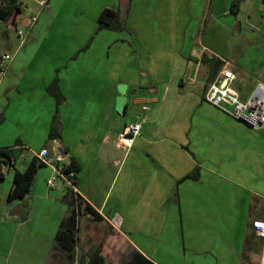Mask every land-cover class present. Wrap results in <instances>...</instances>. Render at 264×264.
Here are the masks:
<instances>
[{
    "label": "crops",
    "instance_id": "obj_1",
    "mask_svg": "<svg viewBox=\"0 0 264 264\" xmlns=\"http://www.w3.org/2000/svg\"><path fill=\"white\" fill-rule=\"evenodd\" d=\"M20 1L15 26L0 18V58L10 55L0 64V147L13 154L0 163V264H87L78 257L98 241L113 264L135 252L151 264H243L247 238L259 264L251 223L264 218V128L203 98L221 66L211 73L201 57L222 58L250 91L264 82V0H240L235 13L232 0ZM104 7L124 10L126 27L98 29ZM53 78L65 99L60 137L49 140ZM139 112L140 133L120 144ZM32 140L38 148L22 149ZM43 146L58 164H80L76 192L101 218L79 216L73 256L59 263L52 246L70 181L48 188L46 166L32 192L7 200L15 170Z\"/></svg>",
    "mask_w": 264,
    "mask_h": 264
},
{
    "label": "trees",
    "instance_id": "obj_2",
    "mask_svg": "<svg viewBox=\"0 0 264 264\" xmlns=\"http://www.w3.org/2000/svg\"><path fill=\"white\" fill-rule=\"evenodd\" d=\"M46 1V0H45ZM129 1V0H128ZM240 0H232L230 9L232 12H236L239 7ZM22 11V2L20 0H0V18L7 20L13 27L16 24V15ZM126 27V12L120 7L111 8L104 7L97 18V28H109L112 30H122ZM206 55V54H204ZM202 56L201 60L208 67L210 72L218 69L223 65L224 60L216 55ZM206 88V87H205ZM47 91L53 96L55 100V111L52 116L50 127L48 130V139H54L60 137L61 121L59 119V105L64 101L65 96L62 93L57 79L53 78L47 85ZM10 148L0 147V163L4 162V157H12ZM46 164L39 162L37 157L32 155L29 160L24 164L20 170H15L12 179L11 188L7 194V200L12 202L14 200H21L25 198L35 181V175L39 168L45 167ZM61 170L64 176L70 181L71 186H77V173L80 170V164L72 159L68 163L61 164ZM196 172L191 173L190 177H195ZM68 187L63 197V201L66 203L68 213L64 216L57 226V230L54 236L53 252L51 254V260L55 263L63 262L65 258L61 254H65L66 257H72V251L77 245L78 241V221L81 214H90L96 220H100V216L87 205L79 194L73 189ZM104 242H95L91 247L87 249L85 253H81L78 257V261L83 263L85 260L87 264H113V259L106 256L103 249ZM245 254L243 257V264H258L257 261H253L250 255L259 253V247L256 242L247 238L245 240ZM63 252V253H62ZM61 253V254H60ZM143 259V262L140 260ZM125 264H151L149 261L143 258V256L135 252Z\"/></svg>",
    "mask_w": 264,
    "mask_h": 264
},
{
    "label": "built area",
    "instance_id": "obj_3",
    "mask_svg": "<svg viewBox=\"0 0 264 264\" xmlns=\"http://www.w3.org/2000/svg\"><path fill=\"white\" fill-rule=\"evenodd\" d=\"M44 3L45 0H42L41 4ZM19 32L21 31L19 30ZM7 58H10L9 53L2 54L0 64ZM234 78L235 73L229 64L225 62L214 78L208 81L203 98L251 127L264 128V82L258 81L248 96L242 99L239 91L233 86ZM147 108V104H141V110ZM142 121L143 115L142 112H139L133 120L126 122L117 134L118 142L127 146L131 145L134 138L140 133ZM33 155L37 157L39 162H43L46 166L52 168V173L46 180L48 188L52 187L57 179L65 177L61 170V164H58L59 156H51L47 146L33 150ZM73 189L76 191L75 187ZM119 220V216L115 215L111 223L118 226ZM251 226L255 235L262 239L259 264H264V218L253 220Z\"/></svg>",
    "mask_w": 264,
    "mask_h": 264
},
{
    "label": "rangeland",
    "instance_id": "obj_4",
    "mask_svg": "<svg viewBox=\"0 0 264 264\" xmlns=\"http://www.w3.org/2000/svg\"><path fill=\"white\" fill-rule=\"evenodd\" d=\"M25 1V0H24ZM163 30L164 29H161V31L160 32H163ZM226 42H227V38H226ZM2 52V48H0V53ZM224 57V59L225 60H227V56H223ZM233 86L239 91V93H240V96H241V98L242 99H244V98H246L247 97V95H248V93H249V89L251 88L250 87V82L247 80V79H245V77H244V75L243 74H239L238 75V78L237 79H235L234 80V82H233ZM36 123V122H35ZM34 123V124H35ZM33 124V125H34ZM34 132H35V129H34ZM39 143H41V140H32V142H31V144L29 145H26V146H23L24 148H22V149H24V150H26V147L27 148H32V149H36V148H38L39 147ZM19 153V151H17V154ZM47 167L45 166V167H41V168H39L38 170H42V169H46ZM36 177H35V181H34V183H33V185H32V189L34 188V187H36L37 186V184H36ZM46 183V181H44V185H46L45 184ZM57 183H60L59 182V179L57 180ZM32 189H31V191L30 192H32ZM15 248H16V242L13 240V243H12V247H11V250H10V257H11V259H12V257H13V255H14V252H15ZM10 264H12V262L10 263Z\"/></svg>",
    "mask_w": 264,
    "mask_h": 264
},
{
    "label": "water",
    "instance_id": "obj_5",
    "mask_svg": "<svg viewBox=\"0 0 264 264\" xmlns=\"http://www.w3.org/2000/svg\"><path fill=\"white\" fill-rule=\"evenodd\" d=\"M55 149L59 152V153H61V154H66V150L63 148V146H61V145H57V146H55ZM18 210V209H17ZM20 210H21V208H20ZM23 211V210H22Z\"/></svg>",
    "mask_w": 264,
    "mask_h": 264
}]
</instances>
